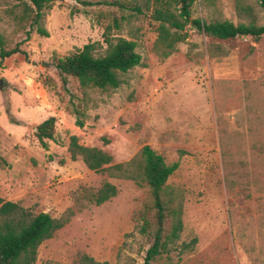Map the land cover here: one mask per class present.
<instances>
[{"label":"rangeland","instance_id":"obj_1","mask_svg":"<svg viewBox=\"0 0 264 264\" xmlns=\"http://www.w3.org/2000/svg\"><path fill=\"white\" fill-rule=\"evenodd\" d=\"M106 1L55 2L44 11L48 36L25 38V23L17 26L5 14L18 15L19 8L0 0V31L25 53L0 69V199L33 215L59 218L71 211L38 245L34 264H71L77 253L107 264H141L151 243L134 230L144 191L86 169L79 158L71 161V135L109 154L113 164L144 145L165 163L177 162L166 184L181 194L179 239L150 264H264V36L221 41L186 27V39L159 59L148 13L117 10ZM240 2L248 10L238 16L234 0H197L191 18L262 25L259 0ZM112 17L125 18L117 35L134 38L145 66L108 95L91 94L77 128L70 114L76 83L68 78L61 88L52 64L100 41ZM48 117L55 119L53 140L41 148L33 128ZM103 182L115 186L116 195L96 206L90 196ZM192 239L193 249L179 254L180 244Z\"/></svg>","mask_w":264,"mask_h":264},{"label":"trees","instance_id":"obj_2","mask_svg":"<svg viewBox=\"0 0 264 264\" xmlns=\"http://www.w3.org/2000/svg\"><path fill=\"white\" fill-rule=\"evenodd\" d=\"M5 1L14 3L12 9L19 8L18 15L13 14L11 9L5 10V14L11 16L17 26L25 23V38H28L30 33L46 38L48 33L43 26L44 11L48 10L51 4L63 0ZM196 1L111 0L103 4L134 14H141L142 11L148 13L149 20L155 23L152 50L159 59L168 57L174 51V46L186 39V27L221 41L237 37H249L256 41L264 36V0H259L263 10L262 25H256L253 20L237 24L228 20L204 23L198 18H191L192 7ZM240 1L242 0H234L238 16L248 10ZM123 20V17H112L102 26L100 41L89 42L53 61L52 65L61 88H65L68 78L76 83L78 96L75 97L76 104H71L70 114L77 128L83 126L85 110L93 103L91 94L97 92L108 95L124 84L125 77L131 70L145 66L137 52L134 38L117 35ZM16 55L25 56V53L18 44L9 46L8 40L0 31V69L7 58ZM54 124L55 119L48 117L34 126L33 136L41 148L46 147V141L53 140ZM66 151L71 161L79 158L86 169L105 173L112 179L131 181L144 191L145 200L142 207L134 213V230L139 235L149 237L151 243L145 250L141 264H150L160 254L167 253L176 245L181 231V194L166 182L177 168V162L165 163L159 154L144 145L128 161L113 164L109 154L95 147L78 144L73 135L68 137ZM0 164H4L1 158ZM115 195V186L103 182L91 194L90 201L98 206ZM70 216V210L59 218H52L43 212L33 215L17 203L0 199V264H34L38 245L50 239L55 231L67 223ZM195 241L192 239L187 244H180L179 254L191 251ZM71 264L107 262L95 261L84 253H77Z\"/></svg>","mask_w":264,"mask_h":264},{"label":"water","instance_id":"obj_3","mask_svg":"<svg viewBox=\"0 0 264 264\" xmlns=\"http://www.w3.org/2000/svg\"><path fill=\"white\" fill-rule=\"evenodd\" d=\"M42 65H45L44 63H42ZM33 130H34V128H33Z\"/></svg>","mask_w":264,"mask_h":264}]
</instances>
